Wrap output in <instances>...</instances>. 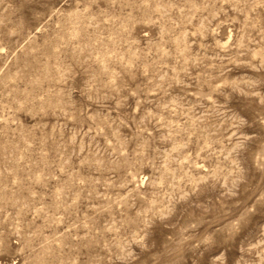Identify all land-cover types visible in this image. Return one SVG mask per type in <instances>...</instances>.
<instances>
[{
	"label": "rangeland",
	"instance_id": "374dc122",
	"mask_svg": "<svg viewBox=\"0 0 264 264\" xmlns=\"http://www.w3.org/2000/svg\"><path fill=\"white\" fill-rule=\"evenodd\" d=\"M0 264H264V0H0Z\"/></svg>",
	"mask_w": 264,
	"mask_h": 264
}]
</instances>
